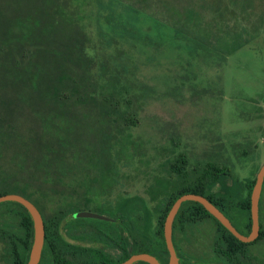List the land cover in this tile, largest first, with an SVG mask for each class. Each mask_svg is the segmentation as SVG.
Returning a JSON list of instances; mask_svg holds the SVG:
<instances>
[{"label":"rangeland","instance_id":"1","mask_svg":"<svg viewBox=\"0 0 264 264\" xmlns=\"http://www.w3.org/2000/svg\"><path fill=\"white\" fill-rule=\"evenodd\" d=\"M90 1L85 28L95 75L81 82L85 100L74 97L63 105L43 90L68 59L63 28L45 27L52 2L66 1L0 0V179L33 176L49 215L85 202L91 189L101 191L96 178L109 161L103 148L112 143L116 181L93 205L118 206L120 198L141 196L156 229L162 194L153 200L151 192L177 189L171 163L185 154L192 177L208 162L230 169L224 189L217 184L213 190L243 227L239 203L264 165V32L229 55L198 42L195 28L185 30L180 20L193 9L200 21L217 23L219 9L222 25L262 31L264 0H148L144 8L133 4L138 0ZM119 92L122 109L138 118L136 126L121 123L118 129L89 103L91 95ZM260 203L264 226V191ZM214 226L209 220L197 224L200 243H213ZM252 248L264 264V238ZM2 251L0 242L5 264Z\"/></svg>","mask_w":264,"mask_h":264},{"label":"trees","instance_id":"2","mask_svg":"<svg viewBox=\"0 0 264 264\" xmlns=\"http://www.w3.org/2000/svg\"><path fill=\"white\" fill-rule=\"evenodd\" d=\"M65 4L52 2L51 11L47 12L48 23L45 27L53 28L62 27L64 32V44L67 52L66 62H62L63 65L56 74V82L49 84L43 95H47L57 104L69 105L74 97L79 101L85 100L84 94L80 93L81 82L88 80L95 72L96 58L90 53V37L85 28V18L87 17L90 0H65ZM132 1V0H127ZM148 0L133 1L135 6L144 8ZM218 18L215 19L217 23H213L212 20L208 22L200 21V15L192 10H186L180 22L185 30L195 28V31H191L192 35L198 42L215 48H220L225 54H232L240 48L250 43L253 39L257 38L262 31H256L249 28L248 25H242L241 27L229 28V24L222 25L224 20V14L217 9ZM255 23H258L255 22ZM255 25V24H254ZM227 26V27H225ZM218 28L217 32L213 31L214 28ZM252 27V26H251ZM254 27V26H253ZM52 31V30H51ZM214 40V42H211ZM200 45V44H199ZM19 68V67H18ZM117 95L119 97H117ZM101 96V97H100ZM122 92L117 93L111 97L110 95L102 94L99 96H90V102L94 106L100 107V113L110 123L118 128L121 123L123 128H131L136 126L138 118L136 115H129V111L122 109ZM125 97H123L124 99ZM130 98H126L125 102L130 104ZM131 106L129 105L128 108ZM119 129V128H118ZM108 135V134H106ZM114 144L110 143L108 149L103 148V156L108 159V163L101 169L100 178H96L101 184L98 191L91 189L87 192L83 198L85 202L81 204L78 202L68 203L65 206L60 207L51 215L46 216L47 205L43 198L38 196L36 190L33 187L38 181L33 176L18 177L13 179H0V196L9 193H18L26 198L30 199L41 211L45 219L46 235L51 236L53 242V253L56 254L58 250L59 241V227L62 220L66 217H73V221L82 222L83 227H91L97 229L99 235H109V233L115 230V225L118 222L122 231L123 224H127L129 228L130 245L129 249L121 251L119 255H102L98 253L92 255L89 252L86 257L84 254L83 264H120L130 258L136 253H150L153 252L152 246L156 243L158 247V255L165 264L169 260V250L167 247L164 224L166 217L174 204V202L181 195L186 193H195L204 195L217 207L223 210L224 197L218 195V192L213 190L214 186L221 184V188L224 189V179L227 178L231 171L227 166L219 165L216 162H208L207 166L202 168L194 177L190 176L187 164L188 159L185 154H181L175 161L171 163V171L179 176L176 184L177 189L173 191H162L158 193L151 192V199L157 200L160 198L159 205L155 207V214L158 215V224L156 229L154 228V212L150 209L146 199L141 196H134L130 198H120V205H93L95 199L103 195L108 191L116 181L115 174L118 169L115 165L113 158L109 157L112 154ZM256 178L250 179L248 186V194L239 203V207L242 209V216L245 218L244 226L237 225L233 221V217L228 216L233 225L245 235H248L252 229V214H251V194L253 187L256 183ZM169 184L170 181H167ZM175 184V183H174ZM264 191V186H263ZM262 191V192H263ZM160 195V196H159ZM262 197V195H261ZM20 209V220L24 225V231L26 237L34 239L35 227L34 220L29 210L21 203L15 201H6L0 203V241L3 242L2 257L5 264H15L14 262V250H13V233H14V218L16 210ZM261 203H260V217H261ZM224 211V210H223ZM88 212L90 215H84ZM95 215V216H92ZM207 217L213 218L222 228L223 232H218L213 240L214 257L212 259L217 262H223L230 264H240V252L246 253L251 243H245L239 240L231 231H229L222 223L218 221L209 211L197 201H185L176 215V225H182L188 227L206 221ZM96 218L105 221L106 224L102 228H98L88 221V219ZM128 219V221L126 220ZM261 233L257 242L264 238V226L262 225L261 218ZM112 225V226H111ZM108 230V231H107ZM123 232L120 235V241L122 245ZM144 236L146 237V243H144ZM53 254V255H54ZM46 255L42 254L40 264H45ZM57 261V260H56ZM59 263V262H57ZM134 264H149L145 261H138Z\"/></svg>","mask_w":264,"mask_h":264},{"label":"flooded vegetation","instance_id":"3","mask_svg":"<svg viewBox=\"0 0 264 264\" xmlns=\"http://www.w3.org/2000/svg\"><path fill=\"white\" fill-rule=\"evenodd\" d=\"M20 213V209L16 210V215L14 218V233L12 242L15 257L14 262L15 264H28L34 239H31V237H26L24 225L20 220ZM225 215L228 217L226 213ZM46 216L48 215L46 214ZM73 217L64 218L60 224L58 250L56 252L57 259L55 258L56 254L53 253V242L51 236L47 237V229L45 228V241L42 251V254L46 255L45 264H83L84 254L87 257L89 252H91L92 255L101 253L102 255L113 256L119 255L121 251L124 252L125 249H129L130 238L127 224H123L122 231L120 225L117 222L115 225V230L113 232L111 231L109 235H99L98 231L94 230L92 226H87L84 228L82 222L73 221ZM126 220L128 221L127 218ZM208 220L216 226L214 227L217 229V233L223 232L220 225L213 218L207 217L206 221ZM175 221L176 219L174 220L173 224L172 237L177 255L179 257V264H230L226 263L225 261L217 262L212 259V256L214 255V247L212 245L213 243L199 242L198 235H200V232L196 227L198 223L186 228L182 225H176ZM121 232H123L122 245L120 241ZM144 243H146L145 236ZM250 243L251 244L248 248L249 252H240V264H258L257 249L252 248V245H255L257 240ZM158 247L159 246L154 243L152 246L153 252H150L149 254L154 255L159 260V262L163 263L162 259L158 255ZM168 262L169 260L165 264H168Z\"/></svg>","mask_w":264,"mask_h":264},{"label":"water","instance_id":"4","mask_svg":"<svg viewBox=\"0 0 264 264\" xmlns=\"http://www.w3.org/2000/svg\"><path fill=\"white\" fill-rule=\"evenodd\" d=\"M264 186V165L260 168L256 183L253 187L251 194V214H252V229L248 235L242 234L232 223L229 217L211 202L207 197L195 193H186L181 195L172 205L164 224V234L168 250L170 253V259L168 264H179V257L177 255L174 243H173V224L176 215L179 212L181 205L185 201H197L201 203L216 219H218L229 231H231L239 240L250 243L257 240L261 233L260 223V201ZM6 201H15L24 205L32 215L34 220L35 235L34 243L28 264H39L45 241V222L41 211L38 207L25 196L18 193H9L0 196V203ZM84 215H90L88 212L83 213ZM95 216V215H92ZM138 261H145L150 264H163L152 254L149 253H136L130 258L120 264H134Z\"/></svg>","mask_w":264,"mask_h":264}]
</instances>
